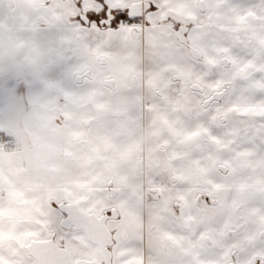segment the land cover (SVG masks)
<instances>
[{
    "label": "snow or ice",
    "instance_id": "obj_1",
    "mask_svg": "<svg viewBox=\"0 0 264 264\" xmlns=\"http://www.w3.org/2000/svg\"><path fill=\"white\" fill-rule=\"evenodd\" d=\"M2 12L24 13L50 43L49 75L66 93L88 87L80 74L101 55L143 47L130 30L147 29L153 66H169L151 82V111L177 175L162 177L176 210L149 215L147 243L143 217L99 241L97 217L121 218L114 189L124 197L128 184L85 165L10 232L0 222V264H37L34 240L50 235L88 239L85 264H264V0H0ZM22 87L0 68V98ZM241 202L243 225L231 215Z\"/></svg>",
    "mask_w": 264,
    "mask_h": 264
},
{
    "label": "crops",
    "instance_id": "obj_2",
    "mask_svg": "<svg viewBox=\"0 0 264 264\" xmlns=\"http://www.w3.org/2000/svg\"><path fill=\"white\" fill-rule=\"evenodd\" d=\"M7 7L15 8L16 4L9 3ZM29 28L33 25L24 13H0V68L13 71L23 84L0 98V132L18 141V148L9 150L3 145L7 139H0V222L10 232L28 218L33 208H38L40 193L54 195L60 186L77 177L85 165L101 162L112 176L128 184V194L124 197H120V189L116 188L121 218L112 223L113 228L121 224L138 227L143 217L147 243L149 233L154 234V229L149 227V215L158 210L175 211L174 193L157 185V169L143 173L131 162L129 149L138 136L130 137L119 128L123 125L120 117L116 120L103 117L92 122V128L84 122L93 117L94 106H109L121 112L126 106L122 91L113 97L99 80L79 93L59 91L49 75L48 54L52 46L34 28L32 31ZM146 37L152 45H157L148 32ZM106 55L124 83L133 67L129 50L103 54L99 59ZM166 67L169 66H150L149 79L153 80ZM75 102H81L82 107H75ZM152 124L155 126L154 121ZM176 167L175 164V172ZM217 171L222 176L233 175L230 168L226 172L219 168ZM154 183L161 199L146 206L145 188ZM231 215L240 225L249 220L242 202L231 209ZM60 238L68 248L74 247L72 240Z\"/></svg>",
    "mask_w": 264,
    "mask_h": 264
},
{
    "label": "flooded vegetation",
    "instance_id": "obj_3",
    "mask_svg": "<svg viewBox=\"0 0 264 264\" xmlns=\"http://www.w3.org/2000/svg\"><path fill=\"white\" fill-rule=\"evenodd\" d=\"M130 32L136 38H139L143 32L145 43L143 47L129 49L133 67L124 83L120 82L112 65V60L107 55L99 59V66L105 67L104 70L97 67H88L83 69L80 74V79L87 85L99 80L100 84L113 97L118 96L120 91H122L124 97L121 98L126 103V106L119 113L112 110L109 106H94L93 117L90 120L86 119L84 122L87 124L86 126L92 128V122L101 120L103 117H109L114 120L120 117L123 125L119 126V128L130 137L138 136V140L133 141L129 149L130 156H132L131 162L143 173L157 169L159 179L156 180V183L164 187L162 185V177H168L169 179L176 177V172L173 158L164 151L161 129L152 124L154 121L151 111L153 107L152 99L154 95L159 93L153 89L152 80L149 79L147 72L148 68L155 64L153 56L157 45H152L146 37L147 29L142 30L140 26H133ZM82 105L81 102H75L74 104L79 109ZM106 149L108 151L109 147ZM218 168L222 172H226V170H223L222 165ZM114 192L117 195L116 189H114ZM160 199L161 195L155 183L154 186H146L144 195V204L146 206L150 202L159 201ZM117 221H119L117 218L108 219L106 222L108 228H113L112 223ZM72 242L74 247L69 249L73 253L74 258H87L89 250L92 249L91 242L80 236L76 237ZM97 249L98 247L95 248V252L98 253Z\"/></svg>",
    "mask_w": 264,
    "mask_h": 264
},
{
    "label": "water",
    "instance_id": "obj_4",
    "mask_svg": "<svg viewBox=\"0 0 264 264\" xmlns=\"http://www.w3.org/2000/svg\"><path fill=\"white\" fill-rule=\"evenodd\" d=\"M97 222L101 226L97 240L102 241L109 228L103 216H98ZM34 247L38 253L37 264H85L86 261V258L74 259L73 253L67 247L59 245L54 235L45 239H35ZM97 251L101 253L103 249L98 247Z\"/></svg>",
    "mask_w": 264,
    "mask_h": 264
},
{
    "label": "built area",
    "instance_id": "obj_5",
    "mask_svg": "<svg viewBox=\"0 0 264 264\" xmlns=\"http://www.w3.org/2000/svg\"><path fill=\"white\" fill-rule=\"evenodd\" d=\"M3 145L9 150H15L18 148V141L15 138H10L5 140Z\"/></svg>",
    "mask_w": 264,
    "mask_h": 264
},
{
    "label": "rangeland",
    "instance_id": "obj_6",
    "mask_svg": "<svg viewBox=\"0 0 264 264\" xmlns=\"http://www.w3.org/2000/svg\"><path fill=\"white\" fill-rule=\"evenodd\" d=\"M168 178V177H167Z\"/></svg>",
    "mask_w": 264,
    "mask_h": 264
}]
</instances>
